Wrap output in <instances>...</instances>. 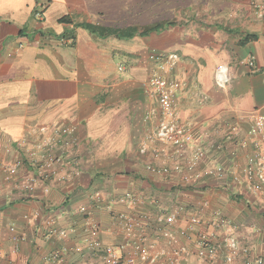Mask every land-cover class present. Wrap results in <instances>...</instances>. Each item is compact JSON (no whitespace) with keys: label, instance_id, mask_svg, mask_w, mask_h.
Listing matches in <instances>:
<instances>
[{"label":"crops","instance_id":"1","mask_svg":"<svg viewBox=\"0 0 264 264\" xmlns=\"http://www.w3.org/2000/svg\"><path fill=\"white\" fill-rule=\"evenodd\" d=\"M261 1L0 0V167L26 163L10 183L0 171V264H52L57 251L64 264H105L89 250L91 224L100 226L105 247L136 257V229L129 238L119 217L154 218L178 204L189 217L203 202L240 226L251 258L264 259V182L256 194L250 189L247 150L238 146L252 141L254 114L264 115V20L254 12ZM153 52L180 57L174 75L185 86L174 102L193 143L177 161L151 140L160 118L147 94ZM69 129L70 138L63 134ZM52 140L64 162L55 179L34 183L30 158ZM196 147L205 157L186 173ZM218 164L226 175H207ZM149 165H179L183 173H151ZM128 194L133 206L119 201ZM175 229L172 247L152 228L147 243L186 246L181 263L199 264L186 218Z\"/></svg>","mask_w":264,"mask_h":264},{"label":"built area","instance_id":"2","mask_svg":"<svg viewBox=\"0 0 264 264\" xmlns=\"http://www.w3.org/2000/svg\"><path fill=\"white\" fill-rule=\"evenodd\" d=\"M255 15L264 20V0L254 5ZM155 64V72L148 83L147 94L157 101L160 118L155 136L151 138L163 144V148L158 153H163L174 161L184 156L186 149L193 143L192 135L186 125H183L179 119V113L175 106V97L184 89L185 84L175 75V69L179 64L180 57L176 53L153 52L149 56ZM247 65L250 70L256 67L255 58L249 56ZM236 134L239 129H234ZM69 138L74 135V129L64 130ZM248 139L239 140L238 146L247 150L246 165L243 168L245 181L250 189L256 194L260 190V183L264 182V115L256 112L253 116V123L249 129ZM49 147H39L38 152L32 154L31 164L36 167L37 174L33 177L34 183H47L56 178L55 167L64 162V155L55 154L51 145ZM23 145V143H22ZM147 145V144H146ZM147 148H144L146 151ZM205 157V150L196 147L194 153L190 156L187 169L191 173ZM26 163L22 159L15 161L14 165L7 164L0 167L4 173L7 183L13 181L25 167ZM151 173L160 175L169 174L171 171L183 173V168L176 165L173 169L167 167L148 166ZM228 172L227 168L221 164L208 169L207 175L211 177L223 178ZM75 175H80L79 169L74 170ZM120 202L128 203L130 206L135 204V198L128 194L119 199ZM139 200L136 197V205ZM209 204L203 202L201 206L192 209L189 217H186L187 206L178 204L170 211H162L156 217L147 215H136V218L119 217L121 222H125L127 235L129 238L135 236L133 243L136 257L134 255H124L117 253L115 249L105 247L97 239L100 233V226L91 224L92 240H88L91 253H102L105 264H182V255L189 253L186 246H179L175 250L169 251L168 248L177 242L178 232L175 229L180 219L186 218L187 231L186 237L192 234L195 238L198 251L197 258L199 264H219L218 257L222 252L223 264H233L238 258L244 259V264H264L263 258H251L250 250L243 245L240 237V226L224 215L220 210L208 212ZM82 213L90 215V209L82 207ZM207 213H209L207 215ZM152 228L159 237H161L168 248L158 249L155 244L147 243V232ZM206 228V229H205ZM12 232L16 231L14 226L10 227ZM189 238V237H188ZM190 239V238H189ZM24 241V237L15 238V242ZM77 253H84L82 247H77ZM65 253L57 251L51 255L49 262L52 264H64ZM139 259V262L137 261Z\"/></svg>","mask_w":264,"mask_h":264},{"label":"trees","instance_id":"3","mask_svg":"<svg viewBox=\"0 0 264 264\" xmlns=\"http://www.w3.org/2000/svg\"><path fill=\"white\" fill-rule=\"evenodd\" d=\"M63 21H66V20H63ZM159 27H157L156 29H158ZM249 40V38L246 40V41H248Z\"/></svg>","mask_w":264,"mask_h":264}]
</instances>
